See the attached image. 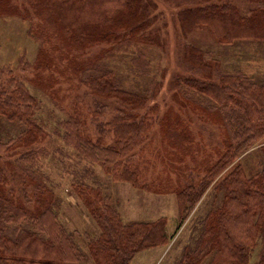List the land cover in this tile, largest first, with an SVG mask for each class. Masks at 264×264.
Returning <instances> with one entry per match:
<instances>
[{
    "label": "trees",
    "instance_id": "obj_1",
    "mask_svg": "<svg viewBox=\"0 0 264 264\" xmlns=\"http://www.w3.org/2000/svg\"><path fill=\"white\" fill-rule=\"evenodd\" d=\"M164 1L179 8L177 19L186 31L204 28L226 45L264 42V0H245V9L231 0ZM157 6L156 0H0V17L27 21V35L37 44L34 59L17 66L29 78L0 65V118L19 125L15 135L0 139V264H129L137 251L170 239L165 217L124 222L117 203L78 175L71 188L99 228L87 242V257L61 223V200L40 167L48 155L42 144L54 137L88 165L85 173L97 166L113 181L147 187L139 180L143 143L157 119V104L150 103L165 68L153 73L140 46L165 48L152 25ZM180 50L187 74L176 75L172 85L183 84L209 100L196 104L202 118L221 130L223 148L198 168L204 175L197 183L176 192L178 226L209 187L221 194L178 264H250L258 244L253 264H264V83L242 69L224 68L218 58L210 63L191 43ZM113 52L129 56L134 74L149 76L142 93L122 86L116 66L100 63ZM56 75L76 80L71 95L61 94ZM31 84L50 98L46 117ZM158 132L172 148L168 165L178 172L189 169L184 150L193 145L194 134L181 114L168 108L158 117ZM254 152L259 165L249 174L241 159Z\"/></svg>",
    "mask_w": 264,
    "mask_h": 264
},
{
    "label": "rangeland",
    "instance_id": "obj_2",
    "mask_svg": "<svg viewBox=\"0 0 264 264\" xmlns=\"http://www.w3.org/2000/svg\"><path fill=\"white\" fill-rule=\"evenodd\" d=\"M231 1L236 2L241 9H245L248 5L245 0ZM156 2L158 16L152 25L160 30V36L165 39V48L140 46L151 61L153 73L157 68H165L160 91L155 100L150 103L157 104V119L149 133L150 138L143 143L144 166H141L139 180L142 184H147V187H135L129 182L113 181L97 166L90 169L92 173H85L83 170L87 164L84 161L79 163L73 151L54 137L42 144L48 151V155L42 157L40 167L49 176V184L53 186L56 195L61 200L58 212L60 221L69 231L73 232V239L84 250L87 257V242L99 234V228L71 188L73 179L79 178L78 175L85 174L83 178L85 182L98 184L103 193L117 203V209L124 222L166 218L165 228L170 236L168 242L137 251L129 264H178L184 248L192 246L198 235L202 217L209 209L215 208L220 203L221 194H215L214 190L209 187L178 226L182 215L178 209L177 190L187 183H197L204 175L203 170H198V168H202L203 162L207 159H215L219 150L223 148L221 130L215 123L202 118L196 104L207 105L209 100L183 84L181 86L172 85L176 75L187 74L182 67L185 58L180 50L184 44L191 43L204 50L210 63L213 62L212 58H218L224 68L242 69L254 81L264 83V42L235 41L230 45L219 44L204 28L184 30L177 19L179 8L164 0H156ZM27 29L28 22L19 17H0V65L16 67L18 75L29 78L31 74L28 71L17 68L21 60L32 61L36 54L37 44L28 37ZM99 48L100 46L94 48L92 52H96ZM128 58L129 56L126 57L121 52H113L109 53L107 58L102 59L100 63L103 66H116L115 69L122 86L127 90L141 92L149 76L134 74ZM56 76L60 79L57 86H61V94L71 95L76 80L69 83L60 75ZM30 86L33 87L32 92L41 97L44 105L43 117H46L51 110L50 98L46 97L41 89L32 84ZM64 103L66 104V98L62 105ZM168 108L179 112L194 134L193 145L184 150L185 162L190 168L180 170L181 172L168 165L171 163L168 152L172 148L170 149L162 141L158 132V117ZM57 114L62 116L61 113ZM18 128L19 125L0 118V139L6 140L15 135ZM257 154L254 152L244 155L241 159L249 174L258 168ZM174 164L179 163L174 160ZM259 250L260 244L254 248L250 264L259 260ZM201 264H206V260Z\"/></svg>",
    "mask_w": 264,
    "mask_h": 264
}]
</instances>
